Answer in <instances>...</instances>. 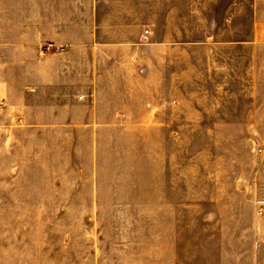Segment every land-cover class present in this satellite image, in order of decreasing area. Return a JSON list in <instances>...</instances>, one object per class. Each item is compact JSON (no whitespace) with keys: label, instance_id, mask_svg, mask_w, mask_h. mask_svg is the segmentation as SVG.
Masks as SVG:
<instances>
[{"label":"crops","instance_id":"crops-1","mask_svg":"<svg viewBox=\"0 0 264 264\" xmlns=\"http://www.w3.org/2000/svg\"><path fill=\"white\" fill-rule=\"evenodd\" d=\"M263 87L264 0H0V170L56 171L38 180L61 202L98 201L101 171L151 147L175 186L181 138L264 137ZM248 173L212 180L211 264H264V178ZM160 216L176 229L181 209Z\"/></svg>","mask_w":264,"mask_h":264},{"label":"rangeland","instance_id":"rangeland-1","mask_svg":"<svg viewBox=\"0 0 264 264\" xmlns=\"http://www.w3.org/2000/svg\"><path fill=\"white\" fill-rule=\"evenodd\" d=\"M257 96L264 100V87ZM180 144L178 184H166L170 171L151 147L148 160L146 154L143 161L135 157L123 171L108 164L95 202H61L60 190L39 184L56 171L26 165L14 180L13 172L9 177L8 170H0V264H173L174 258L179 264H211L215 244L207 241L212 231L207 225L222 210L223 195V187L212 180L249 176L253 167L264 178V137H183ZM27 156L19 160L28 162ZM254 156L257 162L251 165ZM81 193L94 195L92 185ZM164 209H181L176 229L173 217L160 216Z\"/></svg>","mask_w":264,"mask_h":264}]
</instances>
